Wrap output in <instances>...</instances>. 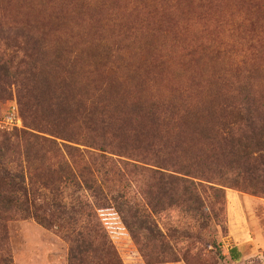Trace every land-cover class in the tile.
Here are the masks:
<instances>
[{"label":"rangeland","instance_id":"obj_1","mask_svg":"<svg viewBox=\"0 0 264 264\" xmlns=\"http://www.w3.org/2000/svg\"><path fill=\"white\" fill-rule=\"evenodd\" d=\"M86 99L105 103L108 114L118 109L134 130L151 105L161 104V114L172 121H227L235 111L223 105L253 99L262 107L254 113L262 126L264 0H0V132L18 138L32 130L44 137L58 133L74 142L57 143L100 155L86 148ZM243 131L239 126L237 133ZM112 151L104 156L142 169L151 165L150 153L118 159ZM22 153L17 141L7 151L9 167L22 162ZM45 166L37 171L41 177ZM86 167L102 191L97 198L124 193L130 205L122 217L131 234L111 208L94 209L86 193L121 264H264L260 195L225 187L220 195L201 196L205 209L188 212L175 204L152 212L155 185L141 171L129 177V170L119 169L122 176L116 177L103 175L107 167L87 161ZM58 189L67 203L81 194L68 183ZM153 223L161 235L156 241ZM60 234L6 214L0 221V260L67 264L69 243Z\"/></svg>","mask_w":264,"mask_h":264},{"label":"trees","instance_id":"obj_2","mask_svg":"<svg viewBox=\"0 0 264 264\" xmlns=\"http://www.w3.org/2000/svg\"><path fill=\"white\" fill-rule=\"evenodd\" d=\"M28 62L27 75H31L34 68L31 60ZM104 106L105 103L95 99H86L81 104L88 134L86 148L100 155L57 143L55 139L74 142L71 137L58 133L50 132L49 137H44L30 129L32 132H23L18 138L0 132V221L6 214H13L19 219L31 218L44 229L54 227L69 243L67 264H121L92 214L91 206L88 207L86 193L96 204H91L94 209L111 208L120 216L126 231L132 233L122 217L125 209L130 210L124 200L125 194L115 192L109 197L97 198L102 191L94 179L88 178L91 172L86 161L97 168L107 167L103 175L112 173L120 177L119 169H122L129 170L130 177L137 175L132 171H141L142 176L155 185L157 198L148 205L152 212H162L165 207L175 204L188 212L205 209L201 196L206 192L220 195L225 187L246 190L264 199V120L262 126L257 125L254 113L262 107L253 99L223 105V110L235 111V117L227 121L207 119L198 122V119L185 121L178 118L172 121L167 118L168 114H161L165 110L161 104L151 105L146 109L143 125L134 127L135 130L123 122L118 109H112L108 114ZM166 107L173 109V106ZM239 126L245 131L237 133ZM130 132L133 136L127 139ZM186 136L190 138L188 142ZM17 141L23 145L22 164L17 160L12 168L7 151ZM197 144L200 147L193 152L182 151L188 145ZM108 149H115L112 154L118 159L133 158L136 152L141 156L150 153L151 165H148L149 169H142L127 160H113L104 156ZM178 152L185 159H178ZM44 164L41 177L37 171L40 172V166ZM65 183L81 192L68 203L60 197L58 189ZM102 200L103 206L98 203ZM151 227L156 236L153 240L160 239L156 224ZM152 230L146 229L148 233ZM0 263L9 264L6 259H1Z\"/></svg>","mask_w":264,"mask_h":264}]
</instances>
